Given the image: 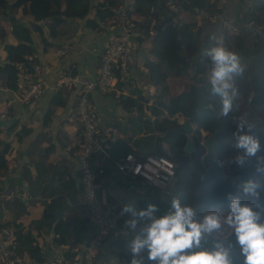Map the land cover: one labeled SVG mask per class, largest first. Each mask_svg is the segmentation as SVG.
I'll return each instance as SVG.
<instances>
[{
	"label": "crops",
	"instance_id": "crops-1",
	"mask_svg": "<svg viewBox=\"0 0 264 264\" xmlns=\"http://www.w3.org/2000/svg\"><path fill=\"white\" fill-rule=\"evenodd\" d=\"M12 1H8L6 9ZM115 1L118 8L124 6L133 8L134 0ZM238 5L243 7V0H225L224 11L235 10ZM157 6L155 3L151 9L149 5V9H144L146 12L133 14L136 19L143 20L144 24L149 21L150 25L148 34L141 32V37L136 36L132 41L134 54L132 70L138 81L136 97L122 95L112 88L96 89L91 93L104 130L102 146L105 152L93 154V164L103 168L98 180L99 200L114 202L121 212L125 204L134 203L139 210L157 199H152L155 191L152 185L127 172L118 171L114 166L115 161L125 152L138 149L153 151V139L150 135L157 134L153 130L155 102L153 93H149L148 88L150 87L152 91L157 90L151 81L153 77L158 81L166 79L150 50L152 35L155 32V17L158 15L160 20L166 17V11L157 10ZM94 14L95 4L92 3L87 17L92 19L96 17ZM6 15H14L16 21L20 19L27 21V25H30L29 22L32 20L28 15L22 17L13 9ZM183 16L184 19L196 20L198 23L202 18L199 13L193 14L188 11H185ZM113 17L97 19L94 27L86 24V18L65 17L50 29L47 21L40 22L43 30L32 32L33 46L40 63L47 69L49 86L32 104L23 105L14 100L12 88L10 93L3 94L10 97V119L0 120V148L4 142H9L10 149L5 154L9 165L8 171L1 175L5 176L4 186L10 191V197L0 198V202L4 203L3 207H0V217L15 228L19 249H28L27 251L32 252L33 257L26 251L21 253L29 260V264H65L63 253L67 244L55 240L49 218L54 217L56 222L60 218L83 215L85 196L81 186V171L78 159L72 151L76 149L81 139L80 123L75 116L78 91L67 88L59 91L61 94L58 100L62 102L52 104V95L56 93L52 84L71 63L77 65L78 72L82 75L96 74L98 55L102 46L116 32ZM1 19L9 32L10 22L2 17ZM6 41L16 44L18 39L13 34H8ZM6 56L4 42L0 41L1 62ZM191 71L192 67H188L184 76L169 79L171 93H175L180 90V86L191 81L189 80ZM0 80L6 83L2 73ZM50 107L52 113L47 117L46 112ZM11 124L15 125L10 127L9 131L7 126ZM187 136L192 139L190 132ZM68 145L71 147L70 150L67 149ZM54 198L61 201V205L46 207ZM58 208H62L59 217L54 215ZM121 216L131 218L130 213ZM143 223L141 221V224ZM138 231L139 227L135 231L125 228L121 232L115 231L110 234L107 242L97 250L95 261L100 264L107 262L114 264L115 259L118 262L122 250L130 252V242ZM110 240L114 242L111 243ZM75 251L77 253L76 249Z\"/></svg>",
	"mask_w": 264,
	"mask_h": 264
},
{
	"label": "trees",
	"instance_id": "trees-1",
	"mask_svg": "<svg viewBox=\"0 0 264 264\" xmlns=\"http://www.w3.org/2000/svg\"><path fill=\"white\" fill-rule=\"evenodd\" d=\"M8 1L0 0V14H10V10L13 9L22 17L28 15L32 19L29 22L30 25H27L28 22L21 19L9 23L10 30L8 32L0 16V41L4 42V48L7 52V60L0 66V73L5 77L10 88L14 87L16 62L23 61L26 66L31 68L32 64L24 57L26 54H32L35 56V61L40 62L32 38L34 30L37 32L43 30V25L40 22L47 21L50 29L65 17L86 18L92 3L95 4L94 15L96 17L86 18V24L92 27L96 25L97 19L104 20L107 17H112L118 9L125 10L132 17L134 12H146L144 9H149V5L152 9V5L155 3L158 4L157 10L162 9L160 0H134L133 8L127 6L118 8L115 0H13L9 4V8L6 9ZM243 4V7L238 5L235 10L227 12L224 11L226 9L225 0L221 9L216 7V0H188L185 11L193 14L199 13L202 17L199 23L196 20L184 19L183 16L182 21L175 26L162 28L158 15L155 17V32L152 35L150 50L154 59L161 66L166 79L158 81L153 77L151 80L157 87V90L152 91L155 102L153 130L160 135L164 146V150L160 154L169 157L175 164V173L168 181L166 189L161 190L145 181L155 189L152 199L157 198L154 203L158 206V215H162L170 209L171 200L173 199L171 195L173 194L172 187L176 189V196L181 199L182 203L197 207L198 215L201 217L209 211L222 210L228 212L231 203L229 195H236L238 184L248 179H255L260 182L261 187L258 189L260 197L258 200L251 197H242L243 202L252 203L258 209H264V176L258 175L255 170L257 156H264V0H243ZM216 11L220 13V16L214 20L210 19ZM136 20L141 32L148 34L150 32L149 21L144 24L143 20ZM223 20L231 21L238 29L225 27ZM117 32L118 29L116 28L115 33ZM8 34H13L18 42L16 44L7 42L6 37ZM137 37L141 36L137 35ZM217 43H223L230 49L237 51L247 64L244 76L236 80L242 93L239 101L240 108L226 117L218 116L220 111L219 97L211 93L208 80L210 61L206 51ZM104 44L98 55V65ZM70 66L75 71H79L77 65L73 63L69 64L66 69ZM188 67H192L193 75H189L191 82L185 88L171 93L169 79L184 76ZM64 89L66 88L56 90L51 98L52 104L62 102L58 100V96L61 94L59 91ZM249 97H251V100H249ZM51 113L52 108L50 107L46 112V116L49 117ZM240 116H246L256 125L252 134L260 139L262 145L261 151L256 156L248 157L243 167L230 162V159L237 152V149L233 147L232 134L235 131L233 119ZM14 125H8V130L10 131V127ZM215 128L218 129L216 138L219 140L216 147L217 153L219 158L225 162L226 171H240L242 173L241 179L233 183L227 178L215 176L212 171L206 170L200 162V156L204 151L201 140L207 137ZM189 132L196 143V151L192 153H187L183 148ZM8 149H10L9 142H4V145L0 148V175L6 173L9 168L5 157ZM80 177L82 182L81 172ZM2 187L4 189L1 190L6 189L4 181ZM3 204V202H0V207H3ZM59 204L61 205V201L54 198L46 204V207H54V205ZM52 219L49 218V225L53 226L55 240L58 243L67 244L63 253L64 263L72 262L71 264H74L75 247L88 240L95 230L94 225L84 215L60 218L56 222L54 217ZM128 219L127 216L116 217L115 224L110 229L108 237L115 231L121 232L125 228L128 229L125 224ZM0 223L10 225V222L2 217H0ZM120 232H117V234H120ZM218 240L232 243L234 245L235 264H243V257L239 253V246L235 244V236L230 228L225 226L221 230V236L214 234L207 236L203 246L212 248ZM15 241V253L24 258L26 264H29V260L22 254L26 251L30 257H33L32 252L27 251L28 249H19L17 236H15ZM112 241L110 240L111 243ZM120 253V257L124 260L130 261L132 259L129 251L122 250ZM84 261L85 257L82 255L80 264H83ZM95 262L100 264L94 260V264ZM145 262L153 264V262L147 261L146 258Z\"/></svg>",
	"mask_w": 264,
	"mask_h": 264
},
{
	"label": "built area",
	"instance_id": "built-area-1",
	"mask_svg": "<svg viewBox=\"0 0 264 264\" xmlns=\"http://www.w3.org/2000/svg\"><path fill=\"white\" fill-rule=\"evenodd\" d=\"M162 9L166 11L167 17L160 20L162 28L175 26L182 21L185 6L188 0H160ZM224 0H216V7L221 9ZM220 13L216 11L210 19H216ZM118 32L110 36L104 44L100 56V63L94 76H85L75 71L72 66L55 79L52 88L77 89V102L75 105V116L80 123L81 139L76 149H72L78 159L79 168L82 173V186L84 191L83 215L94 225V232L86 242L75 247L77 253L73 262L80 264L82 255L85 257L83 264H93L95 254L100 246L107 241L110 229L115 224V218L121 216L114 202L100 201L97 189L99 175L102 167L93 165V154L104 153L102 144L103 127L99 121V112L96 109L91 93L96 89L112 88L122 94L137 95V81L133 75L132 41L141 34L136 18L128 15L125 10L118 9L113 17ZM225 27L237 30V26L229 20H223ZM26 59L32 62L31 68L23 61L15 63L16 78L13 81L14 100L20 104H32L37 101L49 86L46 67L36 62L32 54H26ZM4 58L3 62H6ZM10 93L7 82L0 80V93ZM10 119V97H0V120ZM67 149H71L70 145ZM115 168L121 172H129L130 175L142 178L153 186L166 189L168 181L175 173V164L167 156L157 152H144L132 150L126 152L115 161ZM5 176L0 175V198L10 196V191L1 190ZM8 194V196H6ZM16 231L10 224L0 223V264H26V260L15 253ZM130 261L121 258L118 264H129ZM106 264H110L107 262ZM144 264H149L144 262Z\"/></svg>",
	"mask_w": 264,
	"mask_h": 264
},
{
	"label": "clouds",
	"instance_id": "clouds-1",
	"mask_svg": "<svg viewBox=\"0 0 264 264\" xmlns=\"http://www.w3.org/2000/svg\"><path fill=\"white\" fill-rule=\"evenodd\" d=\"M206 55L210 61L211 93L219 97L218 116L226 117L240 108L242 93L236 80L244 76L247 64L237 51L223 43L207 49ZM233 123V147L237 152L230 162L243 167L248 157L261 151L262 145L252 134L256 125L250 119L234 117ZM219 163L224 166L225 162ZM255 170L264 176V156H257ZM260 187L255 179L238 184L237 194L229 195L231 203L226 215L215 210L201 217L196 206L182 203L178 196L173 197L170 209L162 215H157L155 203L139 210L134 203L125 204L121 214H131L125 221L126 226L133 231L139 227L129 245L132 256L129 264H144L145 258L153 264H235L232 243L218 240L212 248L203 246L207 236L219 233L225 226L235 236L243 264H264V209L242 200V197L258 200ZM113 261L118 264L115 259Z\"/></svg>",
	"mask_w": 264,
	"mask_h": 264
},
{
	"label": "water",
	"instance_id": "water-1",
	"mask_svg": "<svg viewBox=\"0 0 264 264\" xmlns=\"http://www.w3.org/2000/svg\"><path fill=\"white\" fill-rule=\"evenodd\" d=\"M0 15L2 18L7 19L10 23L16 21L14 15L7 16L4 13H1ZM217 132L218 129H213L211 133L201 141V144L204 146V151L200 156V162L206 170L212 171L215 176L220 178H227L230 180V182L233 183L236 180L241 179L242 173L240 171L227 172L224 166H220L219 162H221L222 160L219 158L216 149L219 143V140L216 138ZM150 137L151 139H153V151L161 153L164 150V147L162 146V140L160 138V135L151 134ZM183 148L187 153H192L196 151V143L193 139L187 137ZM61 213L62 208H58L54 212V215L59 217L61 216Z\"/></svg>",
	"mask_w": 264,
	"mask_h": 264
},
{
	"label": "rangeland",
	"instance_id": "rangeland-1",
	"mask_svg": "<svg viewBox=\"0 0 264 264\" xmlns=\"http://www.w3.org/2000/svg\"><path fill=\"white\" fill-rule=\"evenodd\" d=\"M0 16H1V15H0ZM2 21H3V20H2ZM191 73H192V71H191ZM192 75H193V73L190 74V76H192ZM180 79H181V78H180ZM189 80H191V79H189ZM178 82H179V79H178ZM189 82H191V81H189ZM189 82H188V83H189ZM185 83H187V82L185 81ZM188 83H187V84H184V86H180V89H181V88H185L186 85H188ZM148 92H149V93H153V92H152V89H151L150 87L148 88ZM202 140H203V138H202ZM202 140H201V141H202ZM144 151H145V152H148V150H144ZM172 188H173V191H172V190H171V191H172L173 195H172V194H171V195H172L173 197H174V196L176 197V192H177V191H176V189H175L174 187H172ZM6 196H8V194H7ZM220 212H221L222 214H224V215L227 214V211H222V210H220ZM213 234H214V235H217V236H221V231H220L219 233H213ZM76 247H79V249H80V246L77 245ZM73 263H74V262H73ZM74 264H77V263H74Z\"/></svg>",
	"mask_w": 264,
	"mask_h": 264
}]
</instances>
